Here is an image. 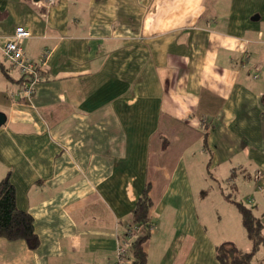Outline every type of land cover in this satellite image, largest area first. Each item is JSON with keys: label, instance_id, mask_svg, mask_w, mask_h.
I'll return each instance as SVG.
<instances>
[{"label": "crops", "instance_id": "0c3cea01", "mask_svg": "<svg viewBox=\"0 0 264 264\" xmlns=\"http://www.w3.org/2000/svg\"><path fill=\"white\" fill-rule=\"evenodd\" d=\"M18 26L43 65L27 101L0 57V181L38 246L0 237V264H115L145 188L146 264H220L196 170L253 194L264 236V0H0V44Z\"/></svg>", "mask_w": 264, "mask_h": 264}, {"label": "trees", "instance_id": "16d2710c", "mask_svg": "<svg viewBox=\"0 0 264 264\" xmlns=\"http://www.w3.org/2000/svg\"><path fill=\"white\" fill-rule=\"evenodd\" d=\"M228 199L230 198L228 197ZM236 205L241 214L242 223L251 243V248L248 252H242L237 250L232 243L218 246L216 259L220 264H251L252 256L259 248L264 247L263 226L260 218L253 213L252 207L242 201L236 202ZM151 206L152 202L148 196V188H145L132 209L130 225L137 227L138 231L129 243L128 257L124 264H146L147 255L144 244L152 233L151 226L153 222L149 217ZM0 237L9 241L22 240L30 248L38 246V238L34 232L32 217L26 211L18 209L15 189L9 177L0 181Z\"/></svg>", "mask_w": 264, "mask_h": 264}, {"label": "rangeland", "instance_id": "374dc122", "mask_svg": "<svg viewBox=\"0 0 264 264\" xmlns=\"http://www.w3.org/2000/svg\"><path fill=\"white\" fill-rule=\"evenodd\" d=\"M190 171V169L188 170ZM208 172L210 174H208ZM206 173H201L196 170L190 176L192 183L191 194L195 202V211L198 219L199 226L207 232V234L219 244L218 246H225V243H232L236 249H241L242 252L248 250L250 241L246 236L245 231L240 226V212L236 202L243 199L244 203H248L249 207L253 202V194H243V196H237L236 188H238L239 182H234L235 187L230 186L227 182V176H220L216 178L211 170ZM252 177V176H251ZM255 180L253 175L252 177ZM252 179V180H253ZM222 191L219 192V189ZM225 196V199H221V194ZM228 197L230 199H228ZM169 209V208H167ZM169 210L164 212V216L159 224V230L163 233L170 231V223L168 222L167 215ZM240 214V215H239ZM158 220L153 219L155 229L158 227ZM154 229V230H155ZM153 230V231H154ZM163 244L165 245V237H163ZM116 262V260H115ZM251 264H264V247L260 248L251 258Z\"/></svg>", "mask_w": 264, "mask_h": 264}, {"label": "built area", "instance_id": "2783aa9c", "mask_svg": "<svg viewBox=\"0 0 264 264\" xmlns=\"http://www.w3.org/2000/svg\"><path fill=\"white\" fill-rule=\"evenodd\" d=\"M56 0H37V4L49 7L55 4ZM29 30L22 26L15 28L13 34L9 35L3 44H0V57L7 63L8 69L15 70L19 74L20 90L19 95L24 100L29 101L34 93L35 86L41 80V67L43 62L37 63L28 59L22 48L21 42L30 38ZM252 78H257L256 74H252ZM155 229L154 224L151 226V231ZM138 228L129 225L124 237L118 240L116 245V263L124 264L128 257V246L134 238Z\"/></svg>", "mask_w": 264, "mask_h": 264}, {"label": "water", "instance_id": "95a60500", "mask_svg": "<svg viewBox=\"0 0 264 264\" xmlns=\"http://www.w3.org/2000/svg\"><path fill=\"white\" fill-rule=\"evenodd\" d=\"M6 116L0 112V127L5 124Z\"/></svg>", "mask_w": 264, "mask_h": 264}]
</instances>
